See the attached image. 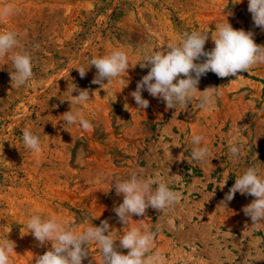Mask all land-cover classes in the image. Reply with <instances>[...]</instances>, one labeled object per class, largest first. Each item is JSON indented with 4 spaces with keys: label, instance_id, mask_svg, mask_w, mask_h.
Returning <instances> with one entry per match:
<instances>
[{
    "label": "rangeland",
    "instance_id": "rangeland-1",
    "mask_svg": "<svg viewBox=\"0 0 264 264\" xmlns=\"http://www.w3.org/2000/svg\"><path fill=\"white\" fill-rule=\"evenodd\" d=\"M9 4L17 11L0 21V32L18 33L15 51L32 56L34 73L26 86L12 87L10 59L0 58V239L14 242L9 264H35L51 248L27 234L33 214L66 221L77 232L104 220L116 236L132 227L155 232L149 254L159 253L164 264H264V223L252 225L243 212L254 197L237 192L221 204L248 167L264 175V64L239 78L202 76L198 90L215 87L217 93L208 110L200 109L199 92L187 108L175 109L146 90L149 106L139 109L130 95L150 70L139 66L144 53L184 32L211 33L228 21L264 46L248 0H0V7ZM213 47L209 37L205 50ZM117 49L129 56L126 87L120 78L105 80L104 88L93 84L94 66L79 76L75 68ZM73 83L89 89V102L70 105ZM71 109L92 129L67 125L62 115ZM25 128L39 136L40 152L25 148ZM194 135H203L199 146L210 149L205 163L188 162ZM232 142L243 149L237 161ZM132 174L168 181L181 200L162 211L149 207L125 226L114 212L123 197L112 184ZM88 253L82 264H102L95 243Z\"/></svg>",
    "mask_w": 264,
    "mask_h": 264
},
{
    "label": "clouds",
    "instance_id": "clouds-1",
    "mask_svg": "<svg viewBox=\"0 0 264 264\" xmlns=\"http://www.w3.org/2000/svg\"><path fill=\"white\" fill-rule=\"evenodd\" d=\"M17 9L11 4L0 7V21L12 16ZM248 11L256 27L264 30V0H248ZM211 37L214 47L205 50V44ZM20 47V40L16 31L0 32V58L9 57L12 70L9 71L12 87H24L34 79L33 58L27 51H15ZM258 64H264V46L254 41V33L244 29H234L226 21L215 25L210 32H184L178 40L160 46L150 52H145L139 66L150 69L136 84L135 91L130 95L134 98L139 109H146L149 101L142 97L147 91L152 97L165 102L167 109L177 106L187 108L195 94L199 92V107L208 110L215 103L216 88L208 87L198 90L202 76L212 72L219 78H239V73H246ZM94 66L96 74L93 84L104 88L113 79L125 85V74L130 68L129 56L124 50H113L102 57H93L86 66L75 68L83 79L87 71ZM69 91V87L68 90ZM73 92L78 93L72 95ZM89 89H80L74 83L69 91L70 105H81L89 102ZM63 120L69 126L79 125L84 131L92 129V123L79 111L63 113ZM205 137L194 135L189 164L193 161L207 162L210 149L206 145L200 147ZM25 148L40 152L41 142L38 135L25 128L22 135ZM242 146L232 142L229 147L231 158L239 160ZM156 187L153 188L152 185ZM118 196L123 197L122 203L114 208L119 221L125 226L132 220L133 215L143 217L149 207L162 211L171 208L181 200V193L169 187V182L153 179H140L132 174L130 179L113 181L112 188ZM250 195L252 202L243 208L246 216L250 217L252 225L260 226L264 223V175L258 166L248 167L236 177L235 183L221 202L226 207L235 194ZM25 227L38 245L44 247L49 242L51 248L43 255L35 257V264H82L89 256L88 246L95 243L101 253L102 264H164V258L159 253L152 252L156 233L143 231L132 227L122 236H116L110 230L107 220L101 221L99 226L87 224L83 231L77 232L66 221L56 217L42 218L38 214L28 217ZM116 241H119L117 246ZM14 242L7 237L0 239V264H9V255L14 251ZM119 249H126L123 254Z\"/></svg>",
    "mask_w": 264,
    "mask_h": 264
}]
</instances>
